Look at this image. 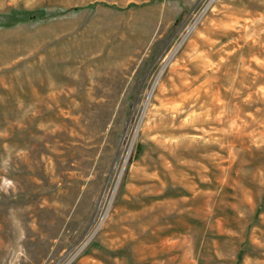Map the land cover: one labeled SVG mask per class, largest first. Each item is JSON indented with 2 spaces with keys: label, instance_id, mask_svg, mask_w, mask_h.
Here are the masks:
<instances>
[{
  "label": "rangeland",
  "instance_id": "rangeland-1",
  "mask_svg": "<svg viewBox=\"0 0 264 264\" xmlns=\"http://www.w3.org/2000/svg\"><path fill=\"white\" fill-rule=\"evenodd\" d=\"M17 260L264 264V0H0Z\"/></svg>",
  "mask_w": 264,
  "mask_h": 264
},
{
  "label": "clouds",
  "instance_id": "clouds-1",
  "mask_svg": "<svg viewBox=\"0 0 264 264\" xmlns=\"http://www.w3.org/2000/svg\"><path fill=\"white\" fill-rule=\"evenodd\" d=\"M3 183H4L7 187H11V186H12V182L9 181V180H7V179H5V180L3 181ZM24 254H25L24 251L21 249V251H20L17 255H18V256H22V255H24ZM15 264H19V260L15 261Z\"/></svg>",
  "mask_w": 264,
  "mask_h": 264
}]
</instances>
